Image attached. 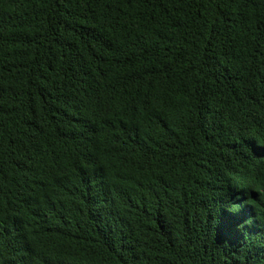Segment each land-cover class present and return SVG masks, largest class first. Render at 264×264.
Instances as JSON below:
<instances>
[{
    "label": "trees",
    "instance_id": "1",
    "mask_svg": "<svg viewBox=\"0 0 264 264\" xmlns=\"http://www.w3.org/2000/svg\"><path fill=\"white\" fill-rule=\"evenodd\" d=\"M0 264H264V0H0Z\"/></svg>",
    "mask_w": 264,
    "mask_h": 264
}]
</instances>
